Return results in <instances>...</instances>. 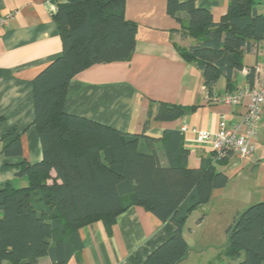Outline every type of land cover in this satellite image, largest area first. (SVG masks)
Instances as JSON below:
<instances>
[{
  "label": "trees",
  "instance_id": "trees-1",
  "mask_svg": "<svg viewBox=\"0 0 264 264\" xmlns=\"http://www.w3.org/2000/svg\"><path fill=\"white\" fill-rule=\"evenodd\" d=\"M126 1H54L52 18L62 51L32 80L42 160L17 165L16 174L25 177L26 186L6 184L0 190V264H38L42 257L68 264L82 250L80 228L101 222L109 231L133 206L175 229L141 264H178L188 250L182 234L187 219L209 202L213 190L228 183L218 170L227 158L216 159L213 152L199 167H189L181 130H166L160 138L145 134L152 118L172 121L193 108L158 103L155 110L148 109L141 134L64 112L72 78L94 65L125 62L132 56L137 25L124 17ZM258 1L228 0L225 14L214 22L211 12L196 7L195 0H166V13L180 24V38L194 41L175 49L196 65L209 94L220 78L232 86L244 68L245 54L264 42ZM253 77L254 66L248 70L249 87ZM2 141L0 153L22 155L18 138L4 149ZM225 234L226 257L238 264H264V202L236 214Z\"/></svg>",
  "mask_w": 264,
  "mask_h": 264
},
{
  "label": "crops",
  "instance_id": "crops-1",
  "mask_svg": "<svg viewBox=\"0 0 264 264\" xmlns=\"http://www.w3.org/2000/svg\"><path fill=\"white\" fill-rule=\"evenodd\" d=\"M54 1L0 0V19H8L0 28V138L3 149L18 138L22 150L19 157L0 153V190L6 184L15 188L26 186L25 177L16 174L17 165L42 160L34 126L32 80L62 51L52 18L56 9ZM227 4L228 0H195L196 7L211 12L214 22L225 14ZM255 8L258 14H264V0H259ZM124 17L137 25L132 56L125 62L94 65L72 78L66 90L64 112L124 133L141 134L150 107L155 110L158 103H166L193 108L172 121L152 118L145 134L160 138L166 130L187 126L183 138L184 147L190 152L188 164L197 168L200 160L210 157L212 151L209 145L198 143L192 131L215 132L219 115H224L230 123L241 119L246 103L228 107L215 103L211 96L250 86L248 70L264 64V42L253 44L245 54L244 68L232 86L227 87L225 79L220 78L209 94L196 65L182 59L175 49L176 45L187 48L194 41L180 38V24L166 13V0H127ZM181 17L185 23V16ZM11 130L15 131L12 135ZM255 146L250 162L230 156L224 166L218 167L228 183L213 190L209 202L193 212L198 214L197 226L205 222L215 199L227 198L233 205L241 202L240 206L231 207L232 222L236 214L264 202V106ZM174 230L171 223H162L142 207L133 206L116 218L109 231L101 222L80 228L82 250L68 264H141ZM38 264L52 262L49 257H42Z\"/></svg>",
  "mask_w": 264,
  "mask_h": 264
},
{
  "label": "built area",
  "instance_id": "built-area-1",
  "mask_svg": "<svg viewBox=\"0 0 264 264\" xmlns=\"http://www.w3.org/2000/svg\"><path fill=\"white\" fill-rule=\"evenodd\" d=\"M7 18L0 19V28L6 25ZM215 103L237 107L245 104V113L237 122H229L224 115H219L215 132L192 131L196 141L209 145L216 159L235 156L241 162H250L256 148L258 124L264 106V64L254 66L253 85L211 96ZM184 134L187 126L181 128Z\"/></svg>",
  "mask_w": 264,
  "mask_h": 264
},
{
  "label": "rangeland",
  "instance_id": "rangeland-1",
  "mask_svg": "<svg viewBox=\"0 0 264 264\" xmlns=\"http://www.w3.org/2000/svg\"><path fill=\"white\" fill-rule=\"evenodd\" d=\"M226 199H215L212 202L207 211V218L201 226L195 224L198 214L193 213L186 221L183 232L188 250L186 257L179 264H238V261L225 256L224 248L227 243L225 232L232 224L231 207H238L241 202L233 205Z\"/></svg>",
  "mask_w": 264,
  "mask_h": 264
}]
</instances>
